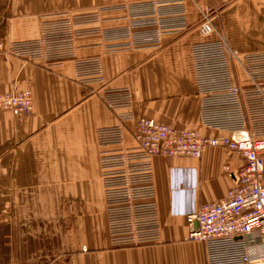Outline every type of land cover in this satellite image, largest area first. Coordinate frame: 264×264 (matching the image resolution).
Wrapping results in <instances>:
<instances>
[{
	"label": "crops",
	"instance_id": "obj_1",
	"mask_svg": "<svg viewBox=\"0 0 264 264\" xmlns=\"http://www.w3.org/2000/svg\"><path fill=\"white\" fill-rule=\"evenodd\" d=\"M143 0H0V38L39 37L49 17ZM189 28L165 33L160 46L106 50L101 34L75 39V57L99 55L107 86H128L130 109L159 121L200 128L191 47L216 37L199 28L210 9L217 28L240 52L264 50V0H185ZM103 25L128 22L124 9L105 13ZM238 76L244 84L248 77ZM30 89L33 109H0V264H206L204 244L188 237L185 212L218 201L232 187L241 155L207 147L201 157L156 155L153 169L161 240L114 246L100 177V127L119 123L98 85L78 81L74 59L48 62L0 53V93ZM125 110V109H124ZM135 122L124 125L134 144Z\"/></svg>",
	"mask_w": 264,
	"mask_h": 264
},
{
	"label": "built area",
	"instance_id": "obj_2",
	"mask_svg": "<svg viewBox=\"0 0 264 264\" xmlns=\"http://www.w3.org/2000/svg\"><path fill=\"white\" fill-rule=\"evenodd\" d=\"M121 9L127 10L128 22L105 27V13ZM209 11L201 9L199 28L216 37L191 47L200 128L134 114L131 89L107 86L99 55L75 57V39L89 34H101L108 51L160 46L165 33L189 28L185 0H149L61 13L42 22L37 38H0V53L48 62L74 59L78 81L98 85L105 104L121 109L119 123L97 131L104 205L114 246L161 240L154 156L199 158L207 147H224L239 153L243 164L234 172L225 198L185 212L188 237L204 244L206 264H264V50L233 48ZM237 66L248 84L238 79ZM0 109L30 114L32 91L13 88L0 93ZM130 120L135 122L134 144L124 146V125Z\"/></svg>",
	"mask_w": 264,
	"mask_h": 264
},
{
	"label": "rangeland",
	"instance_id": "obj_3",
	"mask_svg": "<svg viewBox=\"0 0 264 264\" xmlns=\"http://www.w3.org/2000/svg\"><path fill=\"white\" fill-rule=\"evenodd\" d=\"M145 1H149V0H143V1H136V2H131V3H123V4H120V5H129V4H133V3H140V2H145ZM115 6V5H114ZM99 8V7H98ZM98 8H95V9H93V10H79V11H77V10H73V12H71V13H84V12H89V11H94V10H96V9H98ZM127 11V10H126ZM209 14H211L212 15V13H211V10L209 11ZM202 14H201V18H202ZM213 16V15H212ZM141 48H143V47H141ZM238 71H242V69L240 68V67H238L237 66V76H238ZM240 76H238V79L240 80V82H242L241 81V78H239ZM243 83V82H242ZM4 93V92H3ZM181 158H187V157H181ZM108 234H109V232H108ZM110 238V237H109Z\"/></svg>",
	"mask_w": 264,
	"mask_h": 264
}]
</instances>
